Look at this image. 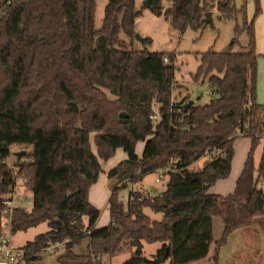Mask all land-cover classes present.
Returning <instances> with one entry per match:
<instances>
[{"label":"trees","instance_id":"obj_1","mask_svg":"<svg viewBox=\"0 0 264 264\" xmlns=\"http://www.w3.org/2000/svg\"><path fill=\"white\" fill-rule=\"evenodd\" d=\"M214 4L234 27L224 50L199 55L192 79L206 80L209 100L176 102L175 59L133 48L135 20L145 10L179 32L187 26L202 31L211 26L204 14ZM253 5L248 18L245 0L239 7L235 0H142L139 9L135 0H107L95 29L96 0H0V236L2 202L13 184L5 160L13 144L30 148L13 167L28 181L31 206L12 211L11 234L47 226L20 248L23 264H36L40 252L57 244L64 245L57 264H103L102 256L125 249L133 252L122 264H190L204 258L217 264L233 231L264 228V143L258 162L253 160L264 142L253 26L261 7L259 0ZM242 136L250 146L233 192L207 193L229 175L233 143ZM139 141L144 142L140 158ZM117 149L127 159L107 173L109 223L96 228L99 211L89 203L88 191L100 161ZM207 154L212 156L200 169L189 168ZM165 167L160 193L130 191L123 205L122 183L134 184ZM143 208L160 213V219L151 220ZM214 219L222 224L217 240ZM82 240L86 253H75ZM142 242L161 246L148 259Z\"/></svg>","mask_w":264,"mask_h":264},{"label":"rangeland","instance_id":"obj_2","mask_svg":"<svg viewBox=\"0 0 264 264\" xmlns=\"http://www.w3.org/2000/svg\"><path fill=\"white\" fill-rule=\"evenodd\" d=\"M141 1L142 0H135L136 9L140 8ZM106 2L107 0H96L94 15L95 29H98L101 26ZM236 6L239 7L240 5L238 6L236 4ZM260 7L261 13L258 16L260 20L259 23H257V28H260L261 20L264 19L261 2ZM211 10L212 8L209 12ZM250 12L252 17L254 12V5L252 2ZM256 19L257 17L255 20ZM210 24L211 26L205 27L202 31H195L187 26L182 32H179L176 29L171 28L169 22L164 20L163 16H155L145 10L141 11V15L135 20V31L139 37H135L136 40L133 42V48H146L149 51L162 52L167 58L173 57L175 59V68L173 73L175 88L173 90V99L176 102L186 99L193 101L195 104L203 105L209 100L206 80L194 82L192 76L198 66L199 55L201 53L206 52L210 48H212L215 52H221L230 44L233 38L234 22L224 18L219 20L218 14L213 13ZM144 39H149L150 43L146 44ZM244 41L245 35L243 34L240 36L239 42L244 43ZM232 50L237 51L238 46L233 45ZM258 70L260 78L258 77L257 71L256 99L260 102L261 98H263L260 105H264V87H262V82L264 80V56H261V64L259 65ZM108 97L113 99V97L109 95ZM242 143H246V141L238 142V147H241ZM91 149L95 151L92 139ZM9 150L10 155L5 162L9 166L13 167L15 163L23 161L20 159L22 156L18 158V154L24 152L23 155H25V153H28L30 148L13 144L9 147ZM261 151L262 144H259L253 154V160L255 163L258 162ZM211 156L212 154L204 155L194 162L189 168L192 170L200 169L210 160ZM104 162L105 161H101L103 165ZM156 177H158V172H150L145 174L140 181L134 184L128 182L122 183V186L124 185V187L119 191L118 196L123 202V205L125 206L128 193L130 191H136L151 197L160 193L164 189L166 175H164L158 182L155 181ZM17 183L19 184L20 182ZM100 184L101 180H99L93 189H97ZM108 185L105 184V190L109 189L110 186L108 187ZM16 191L18 192V197L20 198L23 194L22 189L19 188ZM95 195H99V192L96 190ZM98 211V219H100V222L102 223L104 214L106 216V211L105 213L102 212L101 209H98ZM143 213L151 220H159L161 216L160 213H154L149 208H143ZM83 221L86 222L87 218L83 217ZM247 228L249 227L241 228L244 230L238 229L226 238L225 244L219 249L217 264H264V228L259 227V225H253L249 230ZM46 230V224L40 223L35 227L29 228L25 232H16L11 234L10 245L12 248H21L26 242L32 241L36 235L44 233ZM221 231L222 224L219 220L214 219L212 227L213 240H217L220 237ZM246 235L249 236L248 238L251 240L249 241L250 243H247L248 238H246ZM160 246V243L142 242L143 256L151 259V256L160 248ZM63 249V244H57L49 247L47 250L39 253L38 256L40 257V260L36 264H57L55 258L57 255L62 253ZM73 250L78 254L86 253V240H82L81 244L76 246ZM132 252L133 249H125L122 253L113 257L104 255L101 257V262L103 264H122L130 257ZM190 264H210V262L208 261V258H204Z\"/></svg>","mask_w":264,"mask_h":264},{"label":"crops","instance_id":"obj_3","mask_svg":"<svg viewBox=\"0 0 264 264\" xmlns=\"http://www.w3.org/2000/svg\"><path fill=\"white\" fill-rule=\"evenodd\" d=\"M251 2L253 3V0H245V8H246V12H247L246 14H247L248 18L251 17V12H250ZM259 2H261L262 13L264 14V0H259ZM235 3L239 6L241 4V0H235ZM210 13H211V16H212L213 13H217V9H216V5L215 4L212 6V10L210 11ZM258 16H257V19L254 20L253 26L255 28L254 29L255 52L257 54L256 74H257V71H258V77L260 78L258 68H259V65L261 64V56H264V19L261 20L260 28H257V23H259V20H260V18H258ZM218 19L220 20V19H222V17H219V15H218ZM262 87H264V80L262 82ZM256 88H257V82H256ZM262 99L263 98H261L260 102H258L257 99H256L257 103L258 104L262 103V101H263ZM245 138H247V137H244V136L239 137L233 143V153L234 154H233V158L231 160V166H230L229 175L225 179H221V180L216 181L214 183V185H212L207 190V193L221 195V196H226V195H228V194L233 192L234 187H235L236 179H237V177L239 176V174L241 172V169L243 167V164H244V161L246 159V155H247V152H248L249 146H250V139L249 138L245 139ZM243 141H246V143H242L241 147H238V145H237L238 142H243ZM263 143L264 142H262L261 144L263 145ZM143 147H144V142H138L135 145V154H136V156L138 158H140L141 155H142ZM126 159H127L126 153L123 152L121 149H117L115 151V153H114V156L109 158L108 160H106L104 162V165L100 161L101 171L98 174L96 182L90 186L89 191H88V201H89V203L94 208H96L97 210L101 209V211L104 212V213L106 211V216L103 213L105 217L103 216L104 219L102 220V223L100 222V219H98L96 221V223H95V227L96 228L106 226L109 223V212H108L107 199H108V196L110 194V187H109L110 183H109V180L107 179V173L112 168H114L119 162L124 161ZM99 180H101L100 186H98L97 189H93L96 186V184L99 182ZM105 184L106 185L109 184L108 185V187H109L108 190H105ZM95 190L99 192V195H95ZM99 223H101V224H99ZM251 227L252 226H250L247 229L249 230ZM241 230H244V229H241ZM247 231H245V232H247ZM248 237L249 236L246 235V238H248ZM249 241H251V240L248 238L247 243H250Z\"/></svg>","mask_w":264,"mask_h":264},{"label":"built area","instance_id":"obj_4","mask_svg":"<svg viewBox=\"0 0 264 264\" xmlns=\"http://www.w3.org/2000/svg\"><path fill=\"white\" fill-rule=\"evenodd\" d=\"M167 60L164 59V62ZM153 119L157 118L155 114ZM264 140V139H263ZM209 155V154H208ZM7 167L11 172V180L13 184L9 187V191L6 195V198L3 200V211L1 214V224L3 226V231L0 236V264H23L24 263V251L20 248H12L10 245L11 237V214L16 207H23L29 209L31 206V198L28 189L26 188L27 180L23 177H17L16 171L12 166H9L6 163ZM158 177L155 178V181L158 182L163 178L164 175L168 172V168L159 169ZM17 182H20L19 184ZM21 188L23 194L21 197H18L17 189Z\"/></svg>","mask_w":264,"mask_h":264},{"label":"water","instance_id":"obj_5","mask_svg":"<svg viewBox=\"0 0 264 264\" xmlns=\"http://www.w3.org/2000/svg\"><path fill=\"white\" fill-rule=\"evenodd\" d=\"M204 21L206 22V23H211V13L210 12H206L205 14H204ZM135 37H139L137 34L135 35ZM193 101H189V105L192 103ZM23 154H24V152H21V153H19L18 154V158H20L21 156H23Z\"/></svg>","mask_w":264,"mask_h":264}]
</instances>
